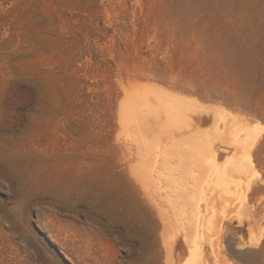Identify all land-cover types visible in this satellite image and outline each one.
<instances>
[{
    "label": "rangeland",
    "instance_id": "374dc122",
    "mask_svg": "<svg viewBox=\"0 0 264 264\" xmlns=\"http://www.w3.org/2000/svg\"><path fill=\"white\" fill-rule=\"evenodd\" d=\"M0 264H264V0H0Z\"/></svg>",
    "mask_w": 264,
    "mask_h": 264
},
{
    "label": "bare ground",
    "instance_id": "6f19581e",
    "mask_svg": "<svg viewBox=\"0 0 264 264\" xmlns=\"http://www.w3.org/2000/svg\"><path fill=\"white\" fill-rule=\"evenodd\" d=\"M148 95L149 94H146L143 97V99H142L143 101H141V99H140V101L142 103L141 102L139 103V101H137L140 104L139 107L142 106L145 109V111H143V113L137 114V116L133 112L134 113L133 115L136 116V118H135L134 124H133L134 125V127H133L134 129L132 128L133 129V138L132 139L134 140V145H135L134 147L136 149V155L139 158V164H140V166L137 169V176L141 180H142V178L140 176V172L141 173L142 172H147V174L143 175V178L145 180H148V178H149V173L148 172H149V168H150L151 158L155 154V151L159 147V144L164 139L167 138L165 131L167 129H170V127H172V124H174V122L176 124H178L179 126H181V127H184V126L186 127L187 125H190V126H193L195 129L197 127V128H200V130L201 129L206 130V128L209 127L208 125H210V124H212V125L221 124V118H222L221 115L219 114V112L222 110L220 107L202 106L201 104H200L201 106L198 104L200 106V107H198L197 103H194L193 101H189L188 100L190 104H191V102H193L192 103L193 105L191 104L192 106H194L195 104L197 105V107H192V106L189 105V103L187 101H185L186 98L185 99H181L179 96L168 97L169 99H167V97H166V102L165 103L163 102L164 104L162 106L160 105L161 106V111L160 110H158V111L156 110L158 113L156 111L153 112V111H150L151 107L148 104L151 101H153L151 103L154 104V102L156 101V100L154 101V99H157V98H155V97H154V99L150 98V97H152L151 93H150V96H148ZM146 96H148V97H146ZM140 97H141V95H140ZM211 97H208V98L210 99ZM163 99H165V98H163ZM137 102H136V104H137ZM153 104H152V106H153ZM230 104H234V103L232 102ZM155 105H156V103H155ZM157 105H159V104H157ZM156 108L154 106V109H156ZM154 109L152 108V110H154ZM159 111H160V113H159ZM130 119H131V117H130ZM129 126H130V122H129L128 127ZM173 126L175 127V124ZM130 131H131V127H130ZM128 135H129V132H128ZM130 137H132V136H130ZM239 143H240V141H239ZM242 143H243V141H242ZM213 148L214 147L211 148L210 152L214 153L216 151H213ZM217 150L221 151L223 153V152L226 151V148L220 146L219 148H217ZM251 150H252V148H248V152H251ZM208 153H209V151H208ZM214 154H217V153H214ZM214 157H216V156H214ZM238 165H239V170H241L240 166L242 168V165L241 164H238ZM245 167H246L247 170L253 169L251 164H250V166L248 164ZM248 189L253 194H255V191H257L256 187H254V185L252 183L248 184ZM205 219L207 220V217H205ZM186 260H188V258Z\"/></svg>",
    "mask_w": 264,
    "mask_h": 264
}]
</instances>
